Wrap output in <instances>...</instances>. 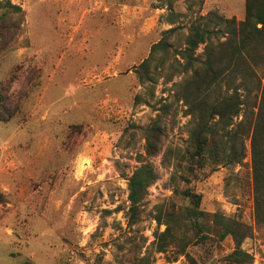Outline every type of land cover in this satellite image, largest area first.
<instances>
[{"label": "rangeland", "instance_id": "1", "mask_svg": "<svg viewBox=\"0 0 264 264\" xmlns=\"http://www.w3.org/2000/svg\"><path fill=\"white\" fill-rule=\"evenodd\" d=\"M10 1L23 15L0 47V88L19 99L16 114L0 120V264H134L147 254L153 264H188L185 255L168 261L174 248L155 252L169 215L192 206L176 189L201 194L207 213L251 226L241 247L264 264L249 139L242 163L189 172L193 122L179 98L185 73L171 65L175 52L156 54L153 81L135 72L164 30L181 26L180 49L200 15L243 19L246 0ZM155 121L164 134L160 152L148 155L144 131ZM143 163L159 178L131 223L128 179ZM179 229L199 264H230L231 236L201 240L183 222Z\"/></svg>", "mask_w": 264, "mask_h": 264}, {"label": "trees", "instance_id": "2", "mask_svg": "<svg viewBox=\"0 0 264 264\" xmlns=\"http://www.w3.org/2000/svg\"><path fill=\"white\" fill-rule=\"evenodd\" d=\"M0 8L3 9L0 47L7 48L20 29L23 10L10 0L0 1ZM15 14L20 15L19 19L13 18ZM170 15L173 16V12ZM199 17L190 25L180 49H173V38L179 35L181 26L164 30L160 40L153 44L150 55L135 66V72L142 81H153L151 63L156 54L168 56L175 52V62L171 65L177 72L185 73L177 83L179 98L193 122L192 149L187 161L189 172L206 166L216 168L218 164L242 163L247 156L246 140L249 139L256 220L261 223L264 222V0H246L243 19L227 18L217 11ZM170 20L176 22L173 17ZM200 45H203V52L198 54ZM8 90L6 86L0 88V120L3 121L10 120L19 106V99L12 100ZM241 115L243 118L235 121ZM144 134L147 154H158L164 134L162 125L155 121L145 128ZM158 178L157 170L150 163L141 164L129 177L131 223L138 220L141 202L149 186ZM176 191L192 206H186L180 215H169L165 229L156 233L155 252L165 253L174 248L168 261L185 255L188 264H199L186 250L190 237L179 235L183 222L201 240L215 236L222 241L231 236L235 248L227 256L230 264L253 263L252 254L241 247L252 232L251 226L222 212H205L200 208L201 194L190 189ZM157 220L163 223L160 216ZM153 262L147 254L134 264Z\"/></svg>", "mask_w": 264, "mask_h": 264}]
</instances>
